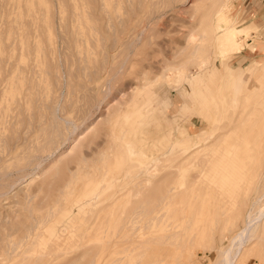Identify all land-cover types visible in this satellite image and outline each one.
I'll return each mask as SVG.
<instances>
[{
  "label": "bare ground",
  "instance_id": "6f19581e",
  "mask_svg": "<svg viewBox=\"0 0 264 264\" xmlns=\"http://www.w3.org/2000/svg\"><path fill=\"white\" fill-rule=\"evenodd\" d=\"M116 1L117 0H74L73 4L71 5L72 10L70 11L71 15L69 24L67 26L65 25V35L63 34L59 38V42L55 41L53 38H49L50 41L47 47L49 54H44V57L46 59L50 57L51 62L53 61L55 66L52 67L47 62L48 65H46V68L48 70L50 69V71H52V69L56 70V73L53 74L57 83H55L56 85L61 83L59 77H62L61 79H63V84H61L60 87L61 93L59 98L53 100L50 98L49 100L51 101H48L49 103L46 104L44 101H38L40 96L37 98L35 94L32 95L27 92V94H25L24 98H28V103L33 102V104L40 106L43 110L48 111L52 123L50 124L49 122L48 128H41V118L44 116V113H42L43 110L40 108L42 111L38 112V116L36 115L37 121L35 127L42 131L41 139L37 149V151L42 154V157L40 155V159H36V161L34 159L32 160L33 162L30 159L27 163H25V168L27 166L32 167V174H30L31 176L27 175V177L31 178L30 180L27 179L29 180L28 183H31L34 180L33 177L37 176L41 171L44 170L42 168L44 161L53 154L55 155L62 145H65L70 140L72 141V139L73 141L77 140L79 142L82 139L80 137L76 138L72 136V134L77 130L73 127V131L66 134L62 143L59 146L52 148V145L55 143V141L59 139L63 133L65 134L64 130H66V127L60 125L57 120L61 119L59 116L61 106H63L61 97L63 96L62 92L64 90V81L66 80H64L65 74L68 71L64 74L58 69L60 68V65L62 66L63 60H65V52L63 50L69 49L70 42L73 43L76 52L75 55H77L76 59L78 62L83 64V66H81L79 69L82 70L83 73L87 72V75L92 76L91 78L88 76V83L97 79L98 76L100 77L101 73L108 72L107 69L109 67L107 68L105 64V62L107 63L108 59L104 61L102 60L99 67L95 64L98 49H94L93 42L96 34H99V36L101 35L99 21L104 19L106 21V27L118 26V31L120 30L119 32H124L126 30V25L131 22L132 16L135 13L134 8L131 7V11L127 14L126 18L114 16L113 8L116 4ZM125 1H128L130 5L133 3V0ZM140 1L141 0H138L139 5H141ZM95 2H97L98 5L97 7L95 4L97 7L96 12L93 11L94 13H92L85 10L86 7ZM171 2L173 1L171 0ZM190 2L191 4L189 9H194V14H192L190 17H194L199 11L201 14L198 24L188 30L184 36V42H182L184 48L183 51L188 50L189 52L188 59L180 62L173 61L176 59L174 58L170 62L165 63L164 65L162 64L163 66L159 68V71H162L156 74V77H158L156 79L149 76L153 69L152 65L155 63L153 64L148 60L150 65H152H142L140 71L136 72L135 77H139L141 82L136 85L134 84L135 86L129 85L127 88V93H122V95H124L123 98L119 97L118 100L112 101L110 99L107 101L108 96L111 94L109 80L112 78L110 80L112 81L113 79L117 78V73L121 72L123 69L126 59L129 58V56L137 47V44L142 39L141 33L143 32L140 31V33L135 38L132 40L127 39V42L122 44L124 50L126 51L125 60L117 69V73L115 72L108 82H106L107 84L105 85H107V87L102 89L103 91L100 89V92L102 91V95L100 94L101 96L96 98L94 102H85L89 103L88 109L85 111L82 110V114H80L81 111L79 112V117L81 116V124H86L87 122H90L89 120L93 119L95 116L92 115V110L94 111V109L101 108L103 104L107 106L105 109H107L108 112H106L105 115L103 113V116L102 114L101 116L98 115V117L100 116L98 120L96 119L97 117H95L96 122L95 119H93L86 127V129H89L87 134L90 136L87 141V146L91 143H96L98 137L101 134H104L106 138H110V142H108L109 146L106 150H99L97 157L101 156V159L105 162L106 157L116 153L118 163L120 164L117 169L107 168L99 171L98 173L89 175V180H91L90 182L93 183L92 188L89 190L92 192V195H95L94 198L98 202L100 200L102 201V204H100L98 202L96 203V200H94L96 203L94 208L98 209L97 218L102 221H98L99 223L97 226L96 223L94 225L90 222V224L87 225V229L81 233H76L74 231L75 229H73L70 234L64 232V236H67L70 239L67 242L68 244L78 240L83 242V245L84 243L87 246L89 245L92 255L85 264H185L183 253H197L195 251L196 248L198 251L200 248V255L203 258H205V254L207 252L214 250L216 252V259L212 264H248L252 258L255 259L257 264H264V188L260 187L255 197L252 198L253 194L251 195L252 189L255 185H257L259 179H261V177L264 175V61H256L254 62V65L252 64L253 67L248 72L247 80L245 81L244 85L238 89V81L233 78L234 76L232 77L231 75L233 73L227 71L225 76H223L221 70L216 66L208 68L209 59L213 52H217V56L219 58L227 56L231 53L239 52L244 47H247L248 41L246 42V37L249 36V31L247 30L246 25L235 24L233 17L230 16V7L226 0H191L189 3ZM196 2H199L198 4L200 6H198ZM173 6H171V8ZM136 7L138 8V6ZM22 26L23 24L20 25V22L18 25H15V90H19L24 85H26L27 89H31V86L35 84L37 85V81L33 82L32 78L30 77L31 74L34 73V68L31 67L29 69H25L19 65V57L21 54L18 52V44L20 40L17 37L20 34L23 35L24 43L26 44V50L29 52V35L32 33L28 29L23 30ZM33 30L35 29L33 28ZM110 33H112L110 41H112V44L114 45V43L117 42L115 38L116 32L112 31ZM103 39L104 37H99L97 41L102 43ZM58 45L60 46V49ZM103 55L104 56H102V59H105V54ZM174 57H177V55ZM2 59H0V65L2 63ZM28 61H30V59H28ZM187 63L195 64L199 69V74H186L185 65H187ZM163 70H166L167 73L163 74ZM3 72L4 70L1 71L0 74L2 75ZM58 72H60V75ZM47 73L50 74L48 71ZM121 73H123V71ZM51 76L49 77L51 78ZM67 76L69 75L67 74L66 77ZM188 77L192 80L196 93H200L204 98H206L207 94H209V96H212L213 99H215L213 104L210 102L207 104L203 103V108H206L205 113L207 115H209L211 109L213 108L211 112L212 116L210 117L211 122L209 124L210 131L206 132V136H198V140L194 142L195 144L201 145V147L206 150L208 157L205 163L197 165L200 170L197 174L192 175L191 178H188V171L192 166V164L190 165L191 162H178L175 160V157L173 160L168 162L167 167L169 172L160 179V182L154 186H151L153 177L159 175L158 172L161 169L159 168L161 162L158 160L151 168L149 176L144 179L145 183L143 184L146 185H142L140 188V181L136 180L133 175L137 171V166L141 165L140 159H143L144 153L139 146H134V141L132 138L133 135L130 137V133L127 131L125 132L120 127L113 129V123L118 119L120 111H123L124 113L130 111L128 117L132 118V120H144L148 117H151L152 115H155L154 109L157 104H154L151 99L146 97V90L156 86L158 81L161 79H164L167 83H169L171 78L173 79L172 81L174 82V86L179 87L185 80L188 79ZM3 79L4 77H2L1 80ZM72 87L74 88V86ZM76 87L77 86H75V88ZM236 90H238V92L235 99L233 95ZM72 92H75V90ZM121 92L122 91L120 90L119 94H121ZM13 93H15V91ZM242 93H245L243 97L241 96ZM72 94L73 93H70V95ZM72 98L70 97V99ZM83 99L84 101L86 100L85 98ZM88 99V101H91V97ZM13 103H15V107L19 106L21 103L19 101V97L16 98L15 94L13 96ZM85 103H83V105ZM238 104L242 107V111L239 116L241 121L240 125L233 126L232 123V125L221 123L222 118L225 117L219 113L220 110H227L228 108L235 107ZM76 109L78 110L77 106ZM62 113L64 114L63 111ZM16 117L17 114L15 113V121ZM34 118L35 117H33V120L35 121ZM22 120L23 119L19 121L18 119L17 121L22 124ZM26 120H29L28 117ZM101 120H103L105 128L100 131L96 129L95 125ZM228 120L230 122L232 119L228 118ZM15 121L13 122L14 125ZM75 121L77 120H74V122ZM32 122V120L27 121L28 127L34 123ZM69 123L71 124V122ZM31 128L33 129V127ZM19 134L20 133L18 132L17 135L19 136ZM180 135L182 138L179 142L177 141V143H185L187 144V147L182 149L178 154L182 156L183 160L187 161L193 156L190 154V148L194 144L191 143L192 137L190 135H187L185 138V133H180ZM18 136H15V128H13L12 134L9 136V141H6L5 137L1 138V142L5 143L6 141L5 145L8 142V146H4L3 148L1 147L2 150L0 149V153H3V151L6 149L8 151L6 152V155L11 154L14 147L16 151L17 147L25 142V138L22 140V138ZM26 136H28V134ZM142 142L143 141L140 140L138 143L141 144ZM100 143L101 142L96 143L97 146H99ZM78 144H72L73 146L68 148L70 149L69 152L73 150L76 152ZM1 145L2 144H0V146ZM134 150H136V156H133ZM65 152L68 151L65 150ZM77 155L79 156L75 155V158L65 161L64 167L67 165L70 167L72 162H87L86 157L81 155V153ZM171 155L174 154L171 153ZM5 156H2V158H5ZM170 156L165 158L163 161H168ZM55 161H53V163ZM256 163L257 168L254 170V164ZM52 164L47 166H51ZM122 166H125L129 169L131 176L130 181H133L134 183L132 184L131 188L119 193V187L123 186L124 183L127 182L121 177ZM52 167L54 166L52 165ZM21 169H23V172L25 171L24 168ZM49 169L50 168H48V171ZM54 169L57 173V170H59L60 167H54ZM251 169H253V172ZM115 171L119 172L111 175V173ZM174 172L176 173L175 175H177L176 179L173 181H168V177ZM41 174H39L40 177ZM44 174L46 176L47 173ZM58 174L60 173L58 172ZM20 176L21 175L19 174L18 176L14 177L15 181L13 180L10 182L12 183V188L13 185L16 187L25 179L24 177L23 179ZM54 176L58 177V175H55V173L53 177ZM51 179L52 177L48 180L50 183ZM52 180V183H54V178ZM48 183L49 182H47V184ZM51 184L48 187H50ZM9 188L7 186V189ZM134 189L135 191L132 193ZM11 190L12 189H10V191ZM20 191H22V189ZM31 192H29V197L26 195L15 201V206L18 208L13 209H15L14 212H18V214H15V217L11 216L15 219V221H13L12 218L11 221L2 224V228L0 227V239H4V241L0 242V264H26L33 261H49L51 252H53L51 250L57 249L59 246H61L59 241L55 238L54 233L47 225L46 219H49V217L53 218L54 216L57 217L56 214H58L60 211H63V208L66 206L67 196H65V194L60 195L52 205H41V203H37L35 206H32L30 204L32 199L30 194ZM106 192L110 193L106 194ZM24 194H26V192H24ZM145 194L147 195L145 196L146 198H144ZM109 198L111 199V202L107 205H104L103 202ZM262 200L263 202L259 203ZM77 201H79V199ZM1 222H4V220L0 221V223ZM233 228L236 231V235L234 237L225 235L226 233L224 232H230ZM14 233L15 236H12ZM216 233L219 235L217 244L213 242V237H217ZM207 239L209 240L207 241ZM225 240V246H223ZM49 243L53 248H50L48 251L46 250V247ZM176 248H179L180 252L174 256V251ZM52 255L54 256V253Z\"/></svg>",
  "mask_w": 264,
  "mask_h": 264
},
{
  "label": "rangeland",
  "instance_id": "374dc122",
  "mask_svg": "<svg viewBox=\"0 0 264 264\" xmlns=\"http://www.w3.org/2000/svg\"><path fill=\"white\" fill-rule=\"evenodd\" d=\"M124 1L125 0L116 1V4L113 8V14L114 16L126 18L127 14L131 11V7L134 8L135 13L132 16L131 22H129L126 25V30L124 32H119L120 30L118 31L119 28L117 25H116L117 27H108V26L106 27V21L104 19H101L99 21L101 35L99 36V34H96L93 42L94 49L95 50L98 49V53L96 54L95 64L96 66L99 67L101 65L102 60L104 61L108 59L107 63L105 62L106 67L107 68L109 67L107 69L108 72L101 73L100 77L98 76L97 79L88 83L89 78H91L92 76L87 75V72L83 73L82 70L79 69L81 66H83V64L78 62V60L76 59L77 55H75L76 52L73 43L69 42V49L63 50L65 52V60H63L62 57L63 60L62 66L60 65V68L58 70L64 74L68 71L65 74L64 80L65 79L67 80L68 77V80L70 81L68 80L67 82L66 80L64 81V87H63L64 90L62 92L63 96L61 97L63 106H61V111L59 112V116L61 119L57 121L60 125L66 127V130H64L65 134L63 133V135L55 141V143L52 145V148L59 146L62 143L63 138L66 136V134L73 131V127L77 129L76 130L77 132L75 131V133H73L74 135L72 134V136L76 138L80 137L82 139L81 140L79 139L80 142L77 140H76L77 142L73 141L72 139V141L70 140L65 145H62L60 147L61 149L59 148L57 153L55 155L54 154L52 155L53 157L51 156L49 157L50 159L47 158L44 161V164L42 166L44 170L39 173V174L42 173L43 175L41 174V177L39 176V174L37 175L39 177L34 176L33 177L34 180L31 183H28V181L31 178L27 177V175L31 176L30 174H32L31 173L32 167L27 166L25 168L24 167L25 163H27L30 159L31 161L34 159L36 161V159H40L42 157V154L37 151L39 146V141L41 139L42 131L38 130L35 127V124L37 121V116L39 115L38 112L39 111L41 112L43 109L40 106L33 104V102L28 103L27 102L28 98H24V97L25 94L27 93L32 95L35 94L37 98L40 96L38 98L39 99L38 101L39 102L44 101L45 104L49 103L48 101L59 98V95L61 93L60 87L61 84H63L62 81L63 79H61L62 77H59L61 83H59V85H56L57 83L53 75L54 73H56V70L52 69L53 71L52 72L50 71V69L48 70L46 68V65H48L47 62L52 67L55 66V63L53 61L51 62L50 57L46 59L44 57V54L45 55L49 54L47 48L50 41L49 38H53L55 41L59 42V38L63 34L65 35L66 33L65 25L67 26L69 24V19L71 15L70 11L72 10L71 5L73 4L74 0H0V47H1L0 59L3 58L2 63L0 65V72L4 70L3 74L2 75L0 74V139L5 137L6 138L5 140L9 141L10 138L9 136H11L13 128H15V136H18L17 134L19 132L20 134L18 137L22 138V140L23 138H25L24 139L25 142L20 144V146L17 147L16 151L14 147L11 154L6 155V152H8L6 149L3 151V153H0L1 155L0 178L4 176L0 179V183L2 184V185L0 184L1 185L0 186V192H1L0 221L4 220V222L0 223V227L2 228V224L11 221L12 218L15 217V214H18V212L15 213L14 212L15 209H13V208L16 209L18 208L15 206V201L26 195L27 197H29L30 196L29 192L31 191L32 192L30 194L32 199L30 198L31 199L30 204L32 206H35V204L37 203L38 204L41 203V205H48V204L52 205L60 195L65 194V196H67L66 206L63 208V211H60L58 214H56L57 217L54 216L53 218L49 217V219H46L47 225L54 233L55 238L59 241V244L61 246H59V248L57 249L51 250L53 252H51L49 261H45V262L33 261L26 264H34V263L35 264H40V263L41 264H64V263L85 264L92 255L89 245L87 246L85 243L83 245V242L75 240L74 242H70L68 244L67 242L70 239L67 236H64V232L70 234L71 231L75 229L74 231L76 233H81L87 229V225H89L90 222L93 223L94 225L96 223L97 226V224L100 221H102L99 218H97L98 209L94 208L98 201L94 198L95 195H92V192L89 190L93 186V183L90 182L91 180H89L90 178L89 175L93 173H98L99 171L107 168L117 169L120 166V164L118 163L116 153L112 154L109 157H106L105 162L101 159V156L97 157L99 154L98 152L99 150L100 151L106 150L109 146L108 142H110V138H106L104 134H101L96 141V143L101 142L99 146H97L96 143H91L90 145L87 146V141L90 136L89 134H87V131L89 129H86V127L91 123L93 119H95V117H97L96 119L98 120L101 114L102 116L103 113L105 115L106 112H108L107 109H105L107 108V106L103 104L104 107L101 106V108L99 109H94V111L92 110V115L95 116L93 119L89 120L90 122H87L86 124H81V119H80L81 116L79 117V115L82 114L83 111L88 109L89 103L94 102L96 98L102 95L101 94L103 91L102 89L107 87V85H105L107 84L106 82H108V80L113 76L115 72L117 73L118 71L117 69L125 60L126 51L124 50L122 44L127 42L126 41L127 39L132 40L133 38H135L140 33V31L143 32L141 33L142 39L138 43L139 45L137 44L135 50L132 52L129 58L126 59V63H124L123 69L121 70V72L123 71V73L119 72L117 73L118 75L116 76L117 78L113 79L112 81H110L112 78L109 80V87L111 88V94L108 96L107 101L110 99L112 101H115L118 100L119 97L123 98L124 95H122V93L123 94L127 93L128 91L127 88L129 85L135 86L136 84L141 82L139 77H135L136 72L140 71L142 65L143 66L150 65L149 61H151V63L153 64L155 63L154 65L151 64L153 69L151 68L152 71L150 70L151 73L149 74V76L156 79L158 78L156 77L157 76L156 74L162 71V70L159 71V68L162 67L165 63L170 62L174 58L176 59H174L173 61H180V62L189 58L188 50L183 51L184 48L182 42H184V36L188 32V30H190L193 26L198 24L201 14V12L199 11L194 17H190L192 14H194V9H189V6L191 4V2L189 3V1L191 0H172L173 2H171V0H141L140 1L141 5H139L138 0H133L134 6L133 3L130 5L128 1H125L126 3ZM226 1L230 7V11H229L230 16L233 17L235 24L238 25L244 24L246 25V28L249 31V36L246 37V42L248 41L247 47H244L239 52L231 53L227 56L219 57V58L217 56L218 53L213 52L209 59L208 68L216 66L221 70L223 76H225L227 71L233 73L231 75L232 77L234 76L233 78L238 81V87H237L238 89L239 87H242L245 81L247 80L248 72L253 67L254 62L264 61V0H226ZM196 3L198 6H200L198 4L199 2ZM95 4L97 5V2L91 3V5L86 7L85 10L92 13L96 12V8L98 7V5L96 7ZM122 5L124 6V8ZM136 6H138V8ZM171 6L173 7L171 8ZM122 8L124 11L122 10ZM19 22L20 25L23 24L22 26L23 30L28 29L32 32L29 35L30 36L29 49L31 50V51L29 50V52L26 50V44L24 43L23 35L20 34L17 37L20 40V41L18 40L19 41L18 52L21 54L19 57V65L25 69L26 68L29 69L31 67L34 68V73L31 74V76L30 75L29 76L32 78L33 82L37 81L36 82L37 85L36 84L33 85L34 87L31 86V89L29 88L30 90L26 88V85L22 86L19 90L17 89L15 90V25H18ZM12 25L14 26V29ZM33 28L35 30H33ZM62 29L65 30L63 31ZM112 31L116 32L115 38L117 42H115L114 45L112 44V41H110L112 34L110 32ZM99 37H104L102 43L97 41ZM34 43L37 45H35ZM59 45L58 47L60 49ZM111 48L113 49V51ZM103 54H105V59L104 58L102 59V56H104ZM175 55H177V57H174ZM27 58L30 59V61H28ZM47 71L50 72L52 76L49 73H47ZM185 71L186 74H191V73L192 74L194 73L195 75L196 73L199 74V69L195 64L192 63H187V65H185ZM60 72H58L59 75ZM163 72H164L163 74L167 73L166 70H163ZM67 74L70 77L69 76L66 77ZM81 74L82 75L84 74L83 75L84 77ZM49 76H51V78ZM2 77H4L3 80H1ZM172 80L173 79L171 78V81L167 83L166 80L161 79L158 81V84L156 86L146 90L145 93L146 97L151 99L154 104H157L154 109L155 115H152L151 117H148L147 119L144 120L141 119L132 120V118L128 117L130 111L126 113L120 111L118 115V119L113 123V129L120 127L125 132L127 131L128 133H130V137L133 135L132 138L134 141L133 143L134 146L135 147L139 146L144 153L143 159H140L141 165L137 166L136 168L137 171L133 175V177L136 180L140 181V185H139L140 188L142 187V185L143 186L146 185L143 184L145 183L144 179H146L149 176L151 168L158 160H160L161 162V164L159 165V168L161 169L158 172L159 175L153 177L151 186H154L155 184L160 182V179L163 178L169 172V169L167 167L168 162L170 160H173L175 157H176L175 160L178 162H182V161L191 162L190 165L192 164L193 167L191 166V168L188 171L189 173L188 178L189 177L191 178L192 175L197 174L199 172L200 168L197 165L205 163L208 157L206 150H204V148L201 147V145L195 144L194 142L198 140V136L200 135L206 136L207 135L206 132L210 131L209 124L211 122L210 117L212 116L211 112L213 108L211 109L209 115H207L205 113L206 108H203V103L207 104L210 102L211 104H213L215 99H213L212 96H209V94H207V97L204 98L200 93H196L193 87L192 80L189 77L179 87H175L174 82ZM72 86H74V88ZM75 86L77 87L75 88ZM100 89L102 90L101 92ZM74 90L75 92H72ZM120 90L122 91L121 94H119ZM14 91L15 93H13ZM84 92L87 93L85 94ZM237 92L238 90H236L233 95L235 99L237 97ZM70 93L73 94L70 95ZM14 94L16 95V98L19 97V101L21 102L20 105L17 107H15V103H13ZM244 94L245 93H242L241 96L243 97ZM69 95L71 98L72 97L73 98L70 99ZM89 97H91V101H88L90 100L88 99ZM50 98L51 100H49ZM83 98H85L86 100L84 101ZM85 102H89V103H85ZM83 103L85 104L83 105ZM76 106L78 107V110L76 109ZM40 108L42 110H40ZM62 111L64 112V114L62 113ZM241 111H242V107L239 104L235 107L228 108L227 110L224 109L220 110L219 113L225 117L222 118L221 123L223 124L227 123L230 125L233 124V126L234 125L239 126L241 122L239 118ZM15 113L17 114L16 121L14 119ZM42 113H44V116L41 118L42 120L41 128L44 127L48 128L49 122L50 124H52L51 119L49 117V113L47 110H43ZM98 115L100 116L98 117ZM27 117L29 120H26ZM33 117H35L34 118L35 121L33 120ZM228 118H231L232 120L229 122ZM18 119L19 121L23 119L22 124L25 125L19 123V121H17ZM31 120L34 123L32 122L33 124L31 126L29 125L28 127L27 121H31ZM74 120L77 121L74 122ZM14 121H15V125L13 124ZM101 121H98L95 125L96 129L100 131L103 130V128H105L103 120ZM69 122H71V124ZM31 127H33V129ZM25 132L28 134V136H26L27 134ZM180 133H185L184 138L187 137V135H190L192 137L191 143L194 144L190 148V152H191L190 154H192L193 156L187 161L183 160L182 156L178 154L179 152H181L182 149L187 147V144L185 143L184 144L177 143V141L179 142L180 139L182 138ZM127 138L130 139L129 137ZM140 140L143 141L141 144L138 143ZM78 142L80 145L78 144ZM5 143L1 142L0 140V144H2L0 146L1 150L4 146H8V142L6 145ZM76 143L78 144V148H76L77 150L75 149L76 152L74 150L69 152L70 149L68 148L73 146L72 144L76 145ZM65 150L68 151L70 155L68 154V152H65ZM78 152L86 157L87 162L86 163L72 162L70 164V167L69 165L64 167L65 161H67L68 159L70 160L75 158V155L79 156L77 155L79 154ZM62 153H66V154H62ZM171 153H173L174 155H171ZM2 156L3 157L5 156V158H2ZM133 156H136V150L133 151ZM169 156L170 159L168 161H163L165 158ZM59 159L62 160L61 163H60L61 160ZM53 161L55 162L53 163ZM50 164H52L54 167H60V169L57 170L60 174H58V172L57 173L55 172L56 170L54 169V167H52V165L47 166ZM254 166L255 167L253 169L255 170L257 168V163L254 164ZM28 167L31 169H29ZM47 167L50 168L49 171ZM21 168H24L25 171L23 172V169ZM253 169H251L252 172ZM18 170L21 172H19ZM43 172L47 173L46 176ZM118 172L119 171L112 172L111 175H114ZM175 172L168 177L169 179L168 181H173L176 179L177 175H175L176 174ZM54 173L55 175L57 174L58 177L56 176L53 177ZM19 174L21 175L20 177L25 178V179L23 178L24 182L22 181L19 184L20 186L18 185L15 187V185H13L12 188L11 187L12 183L10 182H12L13 180L15 181L14 177L18 176ZM51 177L52 179L54 178V183H52L53 180L51 179V183L54 185H52L50 181H48ZM121 177L127 182L124 183L123 185L124 187L123 186L119 187L120 188L119 193L131 188L132 184L134 183L133 181H130L131 176L129 173V169L125 166H122L121 168ZM47 182L51 184L50 187H48L50 184L49 183L47 184ZM7 186L8 188L9 187L11 188L7 189ZM260 187L264 188V175L261 177V179H259L257 185H255L254 188L252 189L251 195L252 194L254 195V196L252 195V198L255 197V195L258 193ZM10 189L12 190L10 191ZM21 189L22 191H20ZM60 189L63 191H61ZM135 189L132 191V193H134ZM16 192L19 194H17ZM24 192H26V194H24ZM109 193L110 192H106V194ZM34 194L35 196L33 197ZM145 196L147 195L145 194L144 198H146ZM78 199L79 201H77ZM94 200H96V203L94 202ZM101 202L102 201L100 200L98 203L102 204ZM110 202L111 199L109 198L108 200L104 201L103 204L107 205ZM262 202L263 200L259 203ZM7 213L10 215H8ZM13 221H15L14 218ZM235 232L236 231L233 228L230 232H224V233H226L225 235L227 236L230 235V237H234L236 235ZM12 236H15V233ZM216 236L217 237L215 236L213 237L214 238L213 242L217 244L219 235L217 234ZM208 240L209 239H207V241ZM226 240L224 241L223 246H225ZM2 241H4V239H0V242ZM50 248L53 247L49 243L48 246L46 247V250L49 251ZM196 249L195 251L197 253L194 252L190 254L187 252L183 253L185 264H212L215 261L216 252L214 250L207 252L205 254V258H203L200 255V248L199 251L198 249L197 250ZM179 252H180L179 248H176L174 251V256H176ZM53 253L54 256L52 255ZM248 264H257V263L255 259L252 258L250 259Z\"/></svg>",
  "mask_w": 264,
  "mask_h": 264
}]
</instances>
